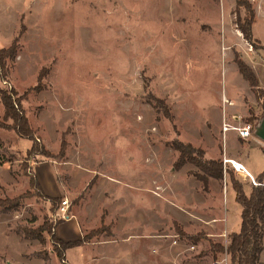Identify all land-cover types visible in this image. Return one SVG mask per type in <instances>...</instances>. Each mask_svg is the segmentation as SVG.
<instances>
[{
  "label": "rangeland",
  "instance_id": "374dc122",
  "mask_svg": "<svg viewBox=\"0 0 264 264\" xmlns=\"http://www.w3.org/2000/svg\"><path fill=\"white\" fill-rule=\"evenodd\" d=\"M249 1L256 48L237 29L245 10L235 0H0V48L22 32L0 88H32L21 105L37 144L28 154L32 140L0 130V198L32 191L0 214V264H230L210 249V241L228 244L224 221L231 231L240 226L227 172L252 183L228 158L237 165L244 152L246 167L260 171L264 141L252 133L238 138L242 151L225 152L213 117L222 88L238 91L239 78L247 85L235 58L245 49L264 54V0ZM237 110L238 124L264 114L247 91ZM234 134L225 141L231 150ZM175 140L222 159L224 178H208L204 191L195 165L176 170ZM27 173L41 192L30 190ZM38 226H50L43 243L16 232Z\"/></svg>",
  "mask_w": 264,
  "mask_h": 264
},
{
  "label": "trees",
  "instance_id": "16d2710c",
  "mask_svg": "<svg viewBox=\"0 0 264 264\" xmlns=\"http://www.w3.org/2000/svg\"><path fill=\"white\" fill-rule=\"evenodd\" d=\"M237 8L245 10L244 20L242 23L240 16L237 15L236 26L242 34L243 38L252 46L257 47V39L252 35V23L255 20V12L249 0H235ZM22 32H18L13 37L11 43L7 47L0 48V74L4 77L6 70V62L14 61L18 49L19 40ZM238 72L248 82L250 89L253 91L257 101L261 102L264 108V89L260 86L259 81L251 69L242 59L235 58ZM46 71L42 68L37 76V85L33 89L40 88L39 82L45 76ZM29 88L23 94L17 95L14 89L0 88V101L3 106V113L0 118V130L14 131L18 136L25 137L33 141L27 153L37 150V144L34 140V131L31 128L27 116L22 108L21 101ZM250 113V111H249ZM172 147L178 152L177 158L173 167L178 170L186 162H190L199 169L200 172H194L192 175L201 183L204 191H208V178L222 180L224 173L227 172L222 159H205L204 152L201 149H194L190 144H184L180 141H173ZM61 148H64L63 136L61 139ZM5 161L11 162L9 159ZM25 171V170H24ZM229 174V181L235 193V201L240 204V226L239 230L229 234V242L226 246L221 243L211 242L210 249L215 256L217 253L226 252L229 255L230 264H264L260 255L263 251V236H264V169L255 177L256 185L251 186L250 192L245 193L243 185L238 181L232 172ZM29 188L36 189L41 192L39 183L35 177L27 173ZM32 191H26L15 197L0 198V214L16 211L22 206V200L31 195ZM53 204L60 203L59 199L50 198ZM48 228V229H47ZM38 226L36 228L21 227L16 231L22 238L37 239L41 243L44 242L43 232L50 233V226ZM99 233V231H96ZM192 243L197 241V237H189ZM57 240H54L56 243ZM58 242V241H57ZM59 243V242H58ZM77 243H74L76 245ZM55 245V246H54ZM53 245V251L57 257H61V249ZM73 246V245H71ZM70 244H63V249L69 248Z\"/></svg>",
  "mask_w": 264,
  "mask_h": 264
},
{
  "label": "crops",
  "instance_id": "0c3cea01",
  "mask_svg": "<svg viewBox=\"0 0 264 264\" xmlns=\"http://www.w3.org/2000/svg\"><path fill=\"white\" fill-rule=\"evenodd\" d=\"M240 33V32H239ZM241 34V33H240ZM242 35V34H241ZM256 39V38H255ZM258 40V39H257ZM247 44L248 45H250L248 42H247ZM251 46V45H250ZM247 48V47H246ZM246 50V51H245ZM244 51H243V60L246 62V64H248L250 67H251V69L253 70V72L255 73V75H256V77H257V79H258V81H259V84H260V86L264 89V54H260V53H258V52H255V51H253L252 50V52H251V50L250 49H245ZM249 56L250 58H251V60L250 61H248L247 59H246V56ZM262 70V72H263V79H262V77H261V75H260V71ZM239 78V77H238ZM238 82H239V85H240V88H237L238 89V91H235V90H233L234 88H232V87H225V88H222V90L220 91V94H219V98H218V107H217V112H216V115H215V117H213V119H214V122H213V124L215 123V125L213 126V127H215V129H216V133H218L219 135L221 134V132H220V130H222V126H223V124L224 123H229V122H226V110H230L229 112H232V110H234L235 112H237V114L236 113H234V115H232V118H233V123H230V124H232V125H239L238 123V121H239V118H240V116L238 115V112L240 111V112H242V114L244 115L245 114V109H244V112L242 111L243 109H242V107H239V111L237 110V108H238V104L240 103V99L242 100V97H245V93H246V91L247 92H249V93H252V94H254L253 93V91L250 89V87H249V85H248V82H247V85H245V83L239 78L238 79ZM242 87H244V89L245 90H243V88ZM239 91H241L242 92V94L240 95V94H238V95H236V93L237 92H239ZM236 95V96H235ZM222 96H224L226 99H228V100H231L232 101V105H228V104H224L223 102H222ZM254 97H255V95H254ZM222 102V104L224 105V108H223V110L221 109V107H220V103ZM237 106V107H236ZM241 108V109H240ZM229 131H233V132H235V134H234V137H235V139H236V142H237V146H235V149L234 150H231V148H229L228 146H226V143H225V141H226V138H227V132H229ZM223 140H224V142H223V146H224V150H225V152H229V151H235V152H240V151H242L243 150V146L245 145V143L243 142V143H241V141L239 140V139H242V138H240V137H238V135H237V133H236V131H234V130H227V131H223ZM239 138V139H238ZM249 139H250V137H249ZM242 140H245V139H242ZM246 140H248V139H246ZM259 144V147L260 148H262V150L264 151V143H258ZM228 159H230V158H228ZM236 161V160H235ZM239 161H240V163L244 166V168H245V170L248 172V174L255 180V177L259 174V173H261L262 171H263V169H264V166H263V168H262V170H260V171H251V170H249V168H247L246 167V165H245V163H246V159H244V152L242 153V155L237 159V162L239 163ZM238 173H240L242 176H245V177H247L248 178V175H246V174H244V173H242L241 171H239ZM210 179H211V177H209V181H210ZM247 181H248V183H251V181H250V179H247ZM245 186H248V185H246V184H244V186H243V188H244V191H245V193H246V189H245ZM248 188H250L251 189V187L250 186H248ZM248 191L250 192V190L248 189ZM248 192V193H249ZM247 194V193H246ZM225 223V225H224V228L229 232V233H232V232H235V231H231L229 228H230V226L228 225V223H227V221H224ZM73 229H74V227H73ZM239 230V229H238ZM73 232H75V229H74V231H72V233ZM263 238H264V236H263ZM264 240V239H263ZM263 245H264V242H263ZM263 251H264V248H263ZM262 251V252H263ZM261 252V253H262ZM260 258H261V255H260ZM262 260V259H261ZM264 262V261H263Z\"/></svg>",
  "mask_w": 264,
  "mask_h": 264
},
{
  "label": "built area",
  "instance_id": "2783aa9c",
  "mask_svg": "<svg viewBox=\"0 0 264 264\" xmlns=\"http://www.w3.org/2000/svg\"><path fill=\"white\" fill-rule=\"evenodd\" d=\"M222 101L224 103H227L228 105L233 104L231 100L226 99L224 96H222ZM253 129H254V124H252L250 122H243L242 124H239V125H232L230 123H224L222 126V131L234 130V131H236L238 137L245 139V140L249 139V137L252 135ZM231 164L236 171H238V172L240 171L239 170L240 168H237L233 163H231ZM247 174H248V172H247ZM248 178L250 179V181L253 185L257 184V182L249 174H248ZM67 204H68L67 201H65V200L62 201L61 210H63L64 212H65V206H67ZM64 212L62 214L63 217H65ZM224 254L226 256L228 255L226 252H224Z\"/></svg>",
  "mask_w": 264,
  "mask_h": 264
},
{
  "label": "water",
  "instance_id": "95a60500",
  "mask_svg": "<svg viewBox=\"0 0 264 264\" xmlns=\"http://www.w3.org/2000/svg\"><path fill=\"white\" fill-rule=\"evenodd\" d=\"M253 134L262 141H264V114L254 125Z\"/></svg>",
  "mask_w": 264,
  "mask_h": 264
},
{
  "label": "bare ground",
  "instance_id": "6f19581e",
  "mask_svg": "<svg viewBox=\"0 0 264 264\" xmlns=\"http://www.w3.org/2000/svg\"><path fill=\"white\" fill-rule=\"evenodd\" d=\"M228 161L230 162V163H233V159L230 161V159H228ZM238 163V162H237ZM234 164V163H233ZM240 164V165H239ZM239 164H234L237 168H240L239 170L242 172V173H244V174H246V175H248L247 174V171L245 170V168H244V166L241 164V163H239ZM242 165V166H241ZM243 168V169H242Z\"/></svg>",
  "mask_w": 264,
  "mask_h": 264
}]
</instances>
